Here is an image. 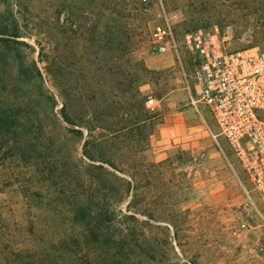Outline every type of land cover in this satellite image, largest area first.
I'll use <instances>...</instances> for the list:
<instances>
[{"label": "rangeland", "instance_id": "1", "mask_svg": "<svg viewBox=\"0 0 264 264\" xmlns=\"http://www.w3.org/2000/svg\"><path fill=\"white\" fill-rule=\"evenodd\" d=\"M163 11L176 48L158 53ZM3 25L17 43L0 53V108L38 137L28 164L0 134V264H264V205L183 45L217 27L264 47V0H0ZM88 206L112 212L98 242Z\"/></svg>", "mask_w": 264, "mask_h": 264}, {"label": "built area", "instance_id": "2", "mask_svg": "<svg viewBox=\"0 0 264 264\" xmlns=\"http://www.w3.org/2000/svg\"><path fill=\"white\" fill-rule=\"evenodd\" d=\"M157 3L160 0H140ZM175 12L162 13L152 28L155 50L164 53L173 42ZM199 100L205 104L231 146L248 180L264 205V47L231 48L217 27L187 32ZM147 99L146 103H153Z\"/></svg>", "mask_w": 264, "mask_h": 264}, {"label": "trees", "instance_id": "3", "mask_svg": "<svg viewBox=\"0 0 264 264\" xmlns=\"http://www.w3.org/2000/svg\"><path fill=\"white\" fill-rule=\"evenodd\" d=\"M0 53L8 52L15 47L17 40L16 32H8V27L3 25L0 29ZM8 37H3V36ZM24 115V110L21 107L13 108L11 106H6L0 108V134L6 138V147L11 150V152H19L18 157L22 159L25 163L36 164V158L31 155L24 154L22 152H27L31 147H35L33 144V139H37L38 135H35V130L33 123ZM80 214L78 220L84 221L86 225V231L89 236H91L94 241H101V238L106 237L107 230L111 226L112 212L108 210L107 207L99 206L98 208L85 207L78 210ZM88 217L89 220L86 219ZM122 235V234H121ZM123 238L120 237L119 241ZM109 240V238H107ZM104 245H108L107 240H102ZM114 242V241H113ZM119 246L123 249V243ZM128 245V243L126 244ZM111 247V246H109ZM110 248H106L103 251L104 254ZM114 256L117 255L115 254Z\"/></svg>", "mask_w": 264, "mask_h": 264}]
</instances>
